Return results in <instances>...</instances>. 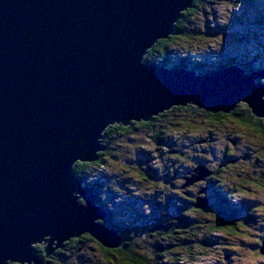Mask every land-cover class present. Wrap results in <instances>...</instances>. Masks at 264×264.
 Listing matches in <instances>:
<instances>
[{"label":"water","instance_id":"water-1","mask_svg":"<svg viewBox=\"0 0 264 264\" xmlns=\"http://www.w3.org/2000/svg\"><path fill=\"white\" fill-rule=\"evenodd\" d=\"M194 1L0 0V264H43L35 244L48 258L83 235L121 246L73 171L98 159L107 128L189 105L216 115L244 104L264 118V69L198 74L144 60ZM191 175L185 186L212 173Z\"/></svg>","mask_w":264,"mask_h":264},{"label":"rangeland","instance_id":"rangeland-1","mask_svg":"<svg viewBox=\"0 0 264 264\" xmlns=\"http://www.w3.org/2000/svg\"><path fill=\"white\" fill-rule=\"evenodd\" d=\"M201 3L197 8H191L179 23L183 33L191 38L178 37L167 47V59L179 64L171 68L197 72L194 70L197 62L214 67L231 59L255 68L263 66L264 48L261 49L260 44H264V26L246 32L236 22L240 18L245 24L253 25L254 12L264 11V0H203ZM239 106L247 108L244 104ZM199 113L189 105L177 115L156 121L152 130L147 132L137 129L121 134L112 130L108 139H101L105 150L99 154L105 155L104 163L90 167L86 181L93 183L101 179L98 196L114 215L111 222L129 228L137 226L135 232L146 235V239L140 237L141 244L147 248L144 257L154 264H264V256L260 254L264 241V183L260 174L261 167H264V138L257 134L255 139L254 132L233 118L203 119ZM260 122L264 126V120ZM232 141L237 145H232ZM225 150L235 154L230 159L239 157L237 164L246 171L243 178L256 180L259 175L260 181L241 194L226 186L224 179H215L218 195L214 206L218 210L223 206L226 208L222 204L226 196L229 211L224 209V212H234L239 221L247 213L251 215L235 234L217 229L218 211L204 215L191 211L192 216L180 210L185 206L177 199L180 190L199 193V199L207 196L203 194L206 188L211 193L207 181H212L213 177H207L205 182L198 181L197 186H185V178L191 174L205 176L207 168L216 170L220 162L226 172L236 170L234 165L221 160ZM199 166L205 170L194 175V169ZM190 170L193 171L190 173ZM144 176H150V179ZM83 184L87 185L84 181ZM208 197L210 199L212 195ZM176 217L185 219V222L174 221ZM157 223L164 225L160 228ZM151 230L154 232L152 237L148 236ZM78 239L67 241L68 244L51 257H45L43 264H74L76 261L80 264H106L103 246L94 240L76 244ZM37 246L45 249L47 244H35Z\"/></svg>","mask_w":264,"mask_h":264},{"label":"trees","instance_id":"trees-1","mask_svg":"<svg viewBox=\"0 0 264 264\" xmlns=\"http://www.w3.org/2000/svg\"><path fill=\"white\" fill-rule=\"evenodd\" d=\"M202 1L203 0H195L194 4H193L194 5L193 8L194 9L197 8V6L199 4H202L201 3ZM246 1H250V0H246ZM189 11H190V9L185 11L183 13V17L180 19V21H178L176 23V25H175V35L171 36L168 39L160 40L149 51V53L147 55V58H145L146 62H149V63L155 62V63H159L161 65H165V66H168V67H171V66L177 67V66H179V64L171 63L170 60L167 59L168 57L166 55V52L168 51V48H167L168 45L173 42V39H177L178 37H180V38L186 37L188 39L191 38V35L183 33L184 30H183V28H181V26L179 24L181 22V20H183L184 17H186V14ZM254 13H255V20L253 21L254 22L253 25L247 24V23L245 24L244 23L245 21L239 18L237 20V22H236L237 26L239 28H241V30H245L246 32H249L250 30H251L250 32H253V30H255L256 28L264 26V11H261V13H259V11H258V13L257 12H254ZM260 46H261V49L264 48V44L263 43L260 44ZM184 64H186V63H184ZM195 64H196V66H195L196 68H194V70H196L198 74L207 73L208 71H212V72L213 71H219V70H221V69H223L225 67L232 66V65H239L242 69H244L247 72H252V71H255L257 69L258 70L259 69L260 70L264 69V65L262 66V64H261V66L259 68H255V67L249 66V64H241V63H239V61L237 59H231L228 62H225V63H222V64L220 63V64H218V65H216L214 67H211L210 65L202 63V62L201 63L197 62ZM184 108H186V107H175V108L171 109L170 111H167V112L161 114L160 116L155 117V119L153 121H151V122H133L129 126L115 125L114 127H110V128H108L106 130V132L104 133L105 134V138L104 139H108L109 138V135L111 133H113L112 130H115L116 132L120 131L121 134H126V133L131 132V131H136L137 129H139L140 131H144V132L150 131V130H152V127L154 126V123L156 121H159L162 118L164 119L165 117H168L170 115H172V116L177 115V113H179ZM195 109H196V111L200 112L199 114L204 117L203 119H205L207 117L209 119L212 118L213 120H216V119L220 120V119H222L224 117L233 118L239 124H241V126H244L245 128H248L249 130L254 132L255 133V134H253L254 137H256L257 134H260V136H262L264 138V126H263V124L260 125L259 123H257V120H255V119H251V120L248 119L245 116L246 108L243 107V106L237 107L236 110H234L230 114L220 113V114H216V115L207 113V112H205L203 110H199L196 107H195ZM156 132L158 133V135L161 134V132L159 130H157ZM262 151H264V148H263ZM104 156H105L104 154L100 153V154H98V159L96 161H94L93 163H81V162H78L73 167V171L75 172L76 176L79 179L83 180L85 184L96 188L97 191L95 192V194L97 196L99 194V187L102 186L101 185V183H102L101 179H99L98 181H95L93 183H89V181L87 182L86 181L88 179L87 178V176H88L87 175L88 174L87 171H88V169L90 167L96 166L97 164H99V165L103 164L104 163V158H103ZM207 170L212 173V176H210V177H213V179H216L215 172H213L211 169H208V168H207ZM190 171H192V170H190ZM261 175L264 176V172H262ZM89 177H90V173H89ZM144 178H146L148 180V179H150V176H144ZM95 180H97V178ZM248 180L249 179L246 178L241 184L246 187V182H248ZM196 183L198 184V182H196ZM207 189L208 188H206V192L204 190L203 194H207V196H205V199H209L208 195H212V197L210 199H212L213 202L211 201L210 207H208L206 210L196 209L194 207V205L196 204V200H197V197H195V194L192 193L191 191L184 192V191L180 190V194L177 195V199H178V202L181 201V204L185 206V207L181 206L184 209H180V210L185 212V213H188V214H190L192 216H193V214H192L191 211H194L196 213L204 215L207 212H208V214L209 213L211 214L213 211L216 210V211H218L217 213H219V214L216 215V222L217 223H216L215 226H218L217 229L226 230L227 232H229L231 234H235V232H238L240 230V225H245L244 222L249 220L251 215L249 213H247L245 215V217L242 219V221H239L237 219L238 215H236L234 212H230V213L228 212L229 211V205H228L226 196L224 197V200L222 199V204H224L226 206V208H224V206H223L222 208H220L221 210H218L219 208L214 206V203H215V200H216V196L218 195V190H216L213 187V188H211V193H208L209 189H208V191H207ZM213 195H214V197H213ZM100 204L107 211V215L105 216V219L102 220L101 222L105 226L115 229L117 234L119 236H121V238L123 239V243L118 248L106 249L105 247H102V249L105 251L104 253H105L106 257H107L106 258L107 259L106 260V264H147V263L152 262V260L149 259L148 257H144V256H146L147 248L143 244H141V241H140L142 236L146 239V235H144V234L140 235V234L136 233L135 230L138 229L137 226L134 227V228H129V227L123 226L122 223L120 224L119 222L118 223L111 222L110 219H112L114 215H112V213L106 208V205L103 202H100ZM224 209H226L228 211L224 212ZM220 213L222 215H225L226 217H222L220 215ZM178 219L181 220V221L183 220L185 222V219H182V218H179V217H176L174 221H177ZM157 225H158V223H157ZM163 225L159 224L158 227L163 226ZM190 228L191 227H189V229ZM199 228H201V227H199ZM153 234H154V232H153V230H151L150 233L148 234V236L152 237ZM92 240H94V239L91 238L89 235H84V237H82V238L77 240L78 242L76 244H78V243L80 244L83 241H92ZM67 244L68 243H66L65 245H67ZM36 250H37L38 254L40 255V258L44 259L45 258V256H44L45 255V251H43L44 250L43 247L37 246ZM78 250H79V248L77 249V251ZM61 252L59 254H61ZM164 253L165 252H163V254H161V255H164ZM160 259L161 258H159V260ZM74 264H80V263L78 261H76ZM150 264H154V263L152 262Z\"/></svg>","mask_w":264,"mask_h":264},{"label":"flooded vegetation","instance_id":"flooded-vegetation-1","mask_svg":"<svg viewBox=\"0 0 264 264\" xmlns=\"http://www.w3.org/2000/svg\"><path fill=\"white\" fill-rule=\"evenodd\" d=\"M239 107H241V106H239ZM243 107H245V106H243ZM246 108V107H245ZM248 108H246V114H245V116L248 118V119H255V120H257V123H259L260 125H262L261 124V122H260V120H264V118H257V117H255L252 113H251V111H249V109L247 110ZM252 117V118H251ZM155 119V118H154ZM153 119V120H154ZM152 120V121H153ZM151 122V121H150ZM255 139H256V137H254ZM232 143V145H234V146H236L237 145V142L236 141H232L231 142ZM263 150V149H262ZM264 152V151H263ZM238 153V152H237ZM233 156H235V154L234 153H231V152H229V151H227V150H225V151H223V155H222V161L223 162H225L226 164H231V165H234L235 167H236V170H232V171H230V172H226L224 169H223V166L224 165H222L221 164V162H220V166H219V168L218 169H216V170H212L213 172H215V177H216V179L217 180H220V179H224V184L226 185V186H230L231 188H233V191H240V193L241 194H244V193H246L247 192V190H248V188L249 187H251V185H253V184H257V183H259L260 181H259V175H257L256 176V180H248V182H246V184H248L247 185V187H245V186H243L241 183L246 179V178H243V176H244V174H245V170L242 168V166H240L239 164H237V158H239V157H235V159H230V157H233ZM244 159H246V157L244 158ZM193 171V170H192ZM192 171H188V172H192ZM187 172V173H188ZM262 172H264V167L262 166L261 167V169H260V174L262 173ZM189 173V174H190ZM214 174V173H213ZM261 177L263 178V180L261 181V182H263L264 183V176H262L261 175ZM208 179V178H207ZM207 179L205 180V181H207ZM204 181V182H205ZM222 181V180H221ZM227 182L229 183L228 185H227ZM240 183V184H239ZM196 185V184H195ZM198 185V184H197ZM196 185V186H197ZM207 185H209V187H211V188H216V184H215V179H212V181H207ZM199 190V189H198ZM244 190V191H243ZM190 191V190H189ZM241 191H243V192H241ZM192 193H194V192H192ZM195 194V197H198V193H194ZM245 197V196H244ZM208 200H210V199H208ZM97 202L100 204V202H101V199L99 198V196H98V200H97ZM210 203H211V200L209 201ZM259 203V201L257 200V204ZM210 205L211 204H209V207H210ZM262 207H263V209H264V199L262 200Z\"/></svg>","mask_w":264,"mask_h":264},{"label":"bare ground","instance_id":"bare-ground-1","mask_svg":"<svg viewBox=\"0 0 264 264\" xmlns=\"http://www.w3.org/2000/svg\"><path fill=\"white\" fill-rule=\"evenodd\" d=\"M208 72H211V71H208ZM75 165H76V164H75ZM81 181H82V180H81ZM82 237H84V235L81 236L80 238H82ZM80 238H79V239H80ZM72 239H73V238H72ZM65 244H66V243H65ZM65 244H64V245H65ZM45 248H46V247H45ZM107 249H108V248H107ZM43 251H44V250H43ZM38 255H39V254H38ZM39 256H40V255H39ZM44 256H45V255H44ZM43 258H44V257H43ZM17 264H18V263H17Z\"/></svg>","mask_w":264,"mask_h":264}]
</instances>
